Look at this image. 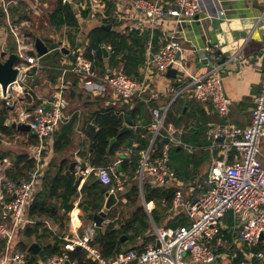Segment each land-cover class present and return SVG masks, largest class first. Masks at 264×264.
<instances>
[{
    "label": "crops",
    "instance_id": "0c3cea01",
    "mask_svg": "<svg viewBox=\"0 0 264 264\" xmlns=\"http://www.w3.org/2000/svg\"><path fill=\"white\" fill-rule=\"evenodd\" d=\"M7 1H9V3L6 9L9 8L11 19L8 15V11H6L4 17H1L0 48L4 50L0 51V54L1 52H6L8 54L9 52L15 51L14 48L10 47L14 43L16 44L15 38L10 32V25L18 26L20 31L22 27H25L24 29L29 31L28 34L34 36L32 38L31 35H26L34 44L33 53L39 56V63L41 62L46 65L47 68L44 70H48L50 74L49 76L43 75L42 66L39 70L35 68L30 69V91L16 101L21 102V109L20 112L10 120L8 119L9 116H11L9 112L16 106V103L13 107L6 108L0 98V110L4 109L7 111L5 125L11 128L8 133L0 131V135L12 136L14 134H22L31 139V142L28 143L31 153L26 155H28L29 158L35 159V166L31 170L25 171L26 176L22 177V175L20 177L26 178L29 172L37 170L38 182L34 187L33 197L41 185V179L46 175L45 172L48 171L53 174L61 165L66 168V174L71 173L74 175V186L77 190L76 195L71 199L72 208L67 213L68 219L63 222L62 227H58V224L54 223L46 216H41L39 218L28 216L27 211L29 206L26 208L25 217L28 221L15 230L10 248L20 250L26 257L28 255L27 252H29V254L35 257V260L39 264H46L47 259L53 255H46L45 253L47 246L54 242V236L51 235L50 231H53L60 239L66 242L68 238L76 235H83L86 228L93 223L88 217L89 213L106 212L107 215L104 217L99 231H102L105 225L112 220L108 219V214L110 212L115 213L114 219L122 220L129 217L134 207L126 205L128 200L124 197V194L128 191L127 187L130 184L137 186L139 189L140 199L137 201L138 204L143 205L148 213L155 207L153 201H144L142 188L145 183L153 186L160 185H156L147 174H142V176H140L138 171L141 160L140 151L150 145L151 136L149 137L147 146L138 151V165L132 178H130L126 171H121V167L119 166L122 160L129 158L134 150L133 148H136L138 145L136 141V128L147 124L148 121L152 122L150 108H158L161 112H164V109L167 107L164 113V126L174 129L177 138L183 143L191 145L207 144V129L211 123H229L239 126H246L250 123L255 97L259 92L264 78V17L261 18V14L264 10V0H202L200 11L195 18L181 23L164 20L155 25H151L148 21L144 20L142 15L133 9V0H94L97 7L96 11L93 13L82 9L79 10L76 6L71 4L72 10L79 23L74 45L68 40L67 36L69 30L66 27L54 31L49 26L47 12L52 9L55 0ZM35 2L38 3L41 8L48 7V9L44 13H40L41 9L34 8ZM83 12H87L86 16L82 15ZM21 15L26 16V18L20 19L19 21L18 18ZM39 16H41L40 19L38 18ZM15 20L19 22H15ZM103 26H109V28L107 29ZM94 28H104L119 33L136 30L140 36L144 37L142 41L144 42L145 59L139 67L138 74L136 76H129L138 80L146 79L149 85L143 95L149 99V103L144 106L142 114L132 120L135 135L131 145L128 144L130 135L126 132L129 135L127 144L128 146H132V148L116 151L113 156L114 163L106 166L109 168L111 176H120L124 179L125 190L116 196L117 203L109 209H105L106 196L101 192V200L96 201L97 204H100V207L95 210L85 211L80 207L79 203L85 200L87 196H92L94 190L88 187H85V190H83V185H88V182L94 185H102L100 181L99 183H95V180L98 179L95 171H92L93 174L91 176L90 172L86 173L84 171L88 167H94L88 161L91 141L87 135L86 126L92 123L93 115L97 110L110 107L119 110L123 106L132 108L136 100L139 101L141 99L133 97L129 100H122L118 98L111 89H108L103 94L90 92L85 88L82 79L76 77L71 72H67L64 76L65 106L63 109V117L58 128L51 137L40 142L38 137L31 130L29 132L17 130L11 127V123H27L22 120L24 115L31 113L35 105L47 104V102L52 99L59 84L61 69L64 67L67 68L71 61V57L68 54L69 49L80 48L85 55L86 49L90 45V41H88L86 35ZM170 32H174L180 43L179 56L182 58L184 66L183 70L177 69L175 78L166 77V71H153L148 63L153 53L164 45L166 36ZM36 38H40L48 47V51L43 55H39L35 49ZM49 43H56L57 46L50 49L48 46ZM213 45H217L215 55L219 57L217 63H219L220 66L223 89L231 100L230 111L225 116H219L210 101H199L192 98L187 89L178 93L179 88L185 86L189 82L191 76H199L212 70V66L204 62L200 54L204 53L205 55L206 47ZM107 46L110 47V45L106 43L101 45L107 52L106 56L103 52L102 61L97 60V57L94 56L95 50L91 49L93 59H89L92 60L93 71L96 76L101 77L106 74L117 72L124 73L122 71V63L118 66H112L108 61L111 47L108 49ZM56 51H58L57 54H55ZM123 54H125V57L124 60H121L120 58ZM123 54L119 56V60L122 62L125 61L127 56L126 52ZM5 58L6 56H0V60H4ZM221 59H223V62ZM96 62L103 64V67H100ZM103 69L106 70L105 73L102 72ZM126 124L127 119L124 125ZM147 129L151 130V125L148 126ZM160 133L161 135L163 134L162 131ZM31 134L33 137L30 136ZM161 135L159 139H162ZM174 147L175 149L172 151L171 155H169V165L176 173L177 183L182 187L183 200L189 202L199 197L206 188L205 177L203 184L200 185L201 183L195 180L197 170L195 171L192 169L194 162L200 158H196V156L193 155L194 153H188L185 150L191 161L190 164L187 165L183 160H180V158L183 159L180 152L184 151V149L180 145L173 146L172 148ZM152 148V156L155 157L157 154L155 150H158L156 142L153 143ZM38 149H40L39 153ZM174 152L178 153V155L177 157L173 156L175 160H172L171 157ZM204 152L206 154H203L205 155L203 158H206L208 170L210 154L207 150H204ZM7 158V153H0V167L3 164L2 162H6V165H8L4 168V173L0 172L2 175L0 184V195L2 200H9L12 197L8 182L19 180L18 178H9L8 175H6L8 170L13 166V160L10 158L8 160ZM258 158L264 162V129L259 140ZM3 159L6 160L4 161ZM73 162H75L74 169L70 170V165ZM176 163L179 167L181 166V170L176 167ZM203 164L205 163L201 161L199 167ZM18 165L22 166V163ZM83 165L85 166L84 169H82ZM117 166H119V169ZM176 185L175 182H171L169 185L163 187L174 188ZM102 187L104 186L102 185ZM99 189L97 190L100 192ZM179 209H168L164 213L165 216L158 226L151 221L156 235L159 230L173 228L167 226L171 218L180 213L186 215L183 207ZM35 219L41 222V225L37 227L41 237H36L35 234L29 235L26 231L27 228L35 229ZM95 234L96 232L94 235ZM121 234L123 233L121 232ZM118 235L120 236L119 233ZM144 236L145 234H141L136 237L135 240L131 241L128 240L127 236L124 242L118 241L128 250L141 245ZM157 239L158 235L155 242L151 244H156ZM34 242H40L45 259H42L38 254L28 249ZM147 244H149V242ZM5 246L6 240L0 235V264L4 261L8 253ZM94 246L97 248L96 245ZM211 246L217 254V258L210 264H235L243 259H249L250 248L238 240L234 230V218L231 212L225 213L221 219L219 236L211 242ZM84 252L86 257L92 260L85 250ZM62 255H65V260H69L71 264H74V262L78 264L77 260H70L66 253ZM252 261L255 264H260V262L255 259ZM92 262L99 264L95 260H92ZM129 264L136 263L132 262Z\"/></svg>",
    "mask_w": 264,
    "mask_h": 264
},
{
    "label": "built area",
    "instance_id": "2783aa9c",
    "mask_svg": "<svg viewBox=\"0 0 264 264\" xmlns=\"http://www.w3.org/2000/svg\"><path fill=\"white\" fill-rule=\"evenodd\" d=\"M202 0H133L132 7L143 19L151 25L160 21L170 20L181 23L195 18L201 7ZM62 3L73 4L79 10L96 11L94 0H61ZM9 3L0 0L4 11ZM264 17V10L261 18ZM10 32L15 38L14 53L18 60L16 78L3 89L0 84V98L6 108H11L23 95L28 94L31 68L39 70V56L33 53L34 44L20 31L18 26L10 25ZM108 49L110 47L107 46ZM217 45L207 46L204 59H213L212 70L208 73L191 76L189 82L179 88V92L187 89L192 98L199 101H210L219 116H225L230 111L231 100L226 95L222 85V75L215 55ZM4 49L0 48V51ZM180 43L170 32L164 45L153 53L149 67L156 72H165L169 67L184 69L179 56ZM71 61L69 66L61 69L59 84L55 94L47 104L35 105L32 112L23 116L30 130L42 142L52 136L63 117L65 106L64 76L71 72L84 81L87 90L103 94L111 89L118 98L129 100L137 97L146 105L149 99L143 95L148 88L146 79L138 80L122 72L106 74L96 79L92 60L84 55L80 48L68 51ZM164 112L158 108H150L152 117L150 145L141 150L139 175L146 173L151 180L160 186H174L171 203L173 210L183 207L188 223L175 228L159 230V244H146L141 250L128 249L120 251L111 258H104L99 250L91 244L94 237V222L83 235L68 238L64 249L72 251L76 247L83 248L89 258L99 264H210L217 258L211 246L221 230V219L231 212L234 218V230L238 240L250 248L249 259H243L235 264H255V259L264 263V162L258 158L259 140L264 129V78L258 94L255 97L251 111L250 123L246 126L235 124L211 123L207 129V144L191 145L183 143L175 130L164 126ZM164 133L161 135V131ZM161 135L163 142L152 156V145ZM221 138V139H220ZM180 145L188 153L207 150L210 154L209 168L205 174L206 188L201 195L192 201L183 200V190L177 183V176L169 165V153L173 146ZM40 149H38L39 153ZM4 161L6 159H3ZM86 173L95 171L100 183L108 193L116 196L125 190L124 179L111 176L106 166L88 167ZM2 175L0 173V184ZM38 182V172H29L26 178L8 182L12 197L2 200L0 195V235L6 240L7 255L2 263L27 264L26 256L18 249H11L10 243L15 230L28 220L25 210L33 199V191ZM180 210V209H179ZM65 255L53 254L46 264H62ZM1 263V264H2ZM75 264V262H74Z\"/></svg>",
    "mask_w": 264,
    "mask_h": 264
},
{
    "label": "trees",
    "instance_id": "16d2710c",
    "mask_svg": "<svg viewBox=\"0 0 264 264\" xmlns=\"http://www.w3.org/2000/svg\"><path fill=\"white\" fill-rule=\"evenodd\" d=\"M71 6V4L62 3L61 0H55L52 9L47 12V20L50 28L54 31H57L62 27H66L69 30L67 36L68 40L72 45H74L79 23ZM6 10L8 11V15L11 19L9 8ZM86 13L87 12H83L82 15L86 16ZM5 14L6 12L0 4V25H2L1 17H4ZM24 18H26V16L21 15L18 20L20 21V19ZM18 20H15V22H19ZM86 36L88 41H90V45L87 47L85 52V56L87 58L93 59L91 49H94V56L97 57L98 61H102L103 51L101 45L106 43L111 47L108 61L112 66H118L122 63V71L126 75L136 76L138 74L139 67L145 59V50L144 42L142 41L144 37L140 36L136 30L119 33L106 30L104 28H94L88 32ZM31 37L33 38L34 36L31 35ZM48 46L52 49L57 45L56 43H49ZM10 47L15 49L16 44L14 43ZM124 52H126L127 56L125 61L122 62L119 60V56ZM57 53L58 51L55 52V54ZM96 64L103 67V64H100L99 62H96ZM102 72L105 73L106 70L103 69ZM145 105L146 104L142 100H136L132 108L123 106L121 109L116 110L110 107L97 110L94 113L92 123L86 126V132L91 141L88 161L92 166L97 167L112 165L114 163L113 156L116 151L125 148H132V146H128L127 144V139L129 137L128 133L119 135L116 142L113 143L111 147L108 145L110 139L116 137L120 128L123 127L126 122L127 115H130L132 120L136 119L138 115L142 114V110ZM6 118L7 111L4 109L0 110V131L3 133H8L11 129L5 125ZM151 123L152 122L148 121L147 124L136 128V141L138 142V145L136 148H133L134 150L129 158L122 160L119 164L121 171H126L130 178L133 177L134 171L138 165V151L141 148L146 147L149 142L151 130L147 129V127L150 126ZM162 133H164L163 130ZM30 136L33 137L32 134ZM155 142L156 147L159 148L163 140L157 138ZM174 149L175 147L171 148L169 155H171ZM156 151L157 150H155V152ZM198 152L206 154L204 150H200L195 152L193 155ZM177 155L178 153L174 152L171 159L173 160V156L177 157ZM203 159L204 158L202 157L199 160H196L192 169L196 171ZM12 160L13 166L6 174L9 178L20 179V176H26L25 171L31 170L35 166V159L29 158L26 154H17L12 158ZM180 160H183L187 165L191 162L189 159L184 158H180ZM20 163H22V166L18 165ZM84 167L85 166L83 165L82 169H84ZM176 167L181 170V166L179 167L177 163ZM65 170L66 168L61 165L53 174L48 171L45 172L46 175L41 179V185L39 189H37L32 201L29 204L27 211L28 216H33L35 218L46 216L48 219H51L54 223L58 224V227L63 226V222L68 219L67 213L72 208L71 199L77 193L76 187L74 186V175L71 173L66 174ZM92 174L93 173L91 171L90 176ZM85 187L93 189L94 194L92 196H87L85 200L81 201L79 203L80 207H82L85 211L98 209L100 204H97L96 201L101 200L102 198V185H94L88 182V185L84 184L82 189L85 190ZM97 189H99L100 192ZM127 190L126 194H124V197L128 200L126 205L134 207L129 217L122 220L114 219L115 213L110 212L108 214V219L112 220L105 225L102 231H99L94 235L92 244L97 246L104 258H111L118 252L127 250L123 247V244L118 241V227L122 229L123 234L128 236L129 241L135 240L136 237L141 234H145L141 245L131 249L141 250L148 242L154 243L157 235L151 221L158 226L165 216L164 213L171 208L174 193V188L172 187L153 186L147 183L143 185L142 194L144 201H153L155 203V207L149 213L143 205L137 203L138 199H140L138 187L130 184L127 187ZM187 223L188 221L186 215L180 213L171 218L169 225L167 226L175 228L180 225H186ZM40 225L41 222L35 219V229L27 228L26 231L29 235L35 234L36 237H41L37 230V227ZM50 233L54 236V242L47 246L45 250L46 255L66 253L70 260H77L78 264H95L92 260L86 257L83 249L74 248L73 251H67L64 249L65 240L60 239L53 231H50ZM27 254V264H39L33 255L29 254V252H27Z\"/></svg>",
    "mask_w": 264,
    "mask_h": 264
},
{
    "label": "water",
    "instance_id": "95a60500",
    "mask_svg": "<svg viewBox=\"0 0 264 264\" xmlns=\"http://www.w3.org/2000/svg\"><path fill=\"white\" fill-rule=\"evenodd\" d=\"M103 27H106L107 29L109 28V26H103ZM35 49L39 55H43L44 53H46L48 51V47L43 43V41L40 38L35 39ZM102 51L104 52V55L106 56L107 55L106 49L102 48ZM200 55L202 58L204 57V53H202ZM0 56H6V58L4 60H0V84L2 85V88L5 89L7 84L16 78L17 69L14 67V64L18 60V57L14 52H9L8 54L6 52H1ZM124 57H125V54H123L120 59L124 60ZM203 60H204V62H206L209 65L213 64V62H214L212 58L209 61H206L204 58H203ZM221 61L223 62V59H221ZM176 74H177V69L175 67H169L165 72V75L168 78H175ZM126 119H127V124L124 125L122 128H120L117 136H119L120 134L128 132L130 135L128 144L131 145L132 140H133L134 135H135V132H134L133 125H132L131 116L128 115L126 117ZM11 127L16 128L17 130H25L28 132L30 131L29 124L25 123V122H20L18 124L15 122H12ZM117 136L110 139L109 147H111L112 144L116 141ZM74 165H75V162L71 163L70 170L74 169ZM117 167L119 169V166H117ZM95 183H99V180L96 179ZM102 192L106 196L105 209H109L111 206H113L114 204L117 203V198H116L115 194L106 192L105 187H102ZM106 215L107 214L105 211H100L98 213L92 212V213L88 214V217L95 224V232L96 233L100 230L101 223H102V221ZM117 232L120 234L118 240L120 242H124L126 240L127 236L124 234H121V232H122L121 228H117ZM260 238L263 239L264 235H261ZM158 244H159V242L157 239L156 245H158ZM28 249L30 251L38 254L40 257H42V259H45L44 251L41 249L40 242L32 243ZM63 264H71V263L69 260H65Z\"/></svg>",
    "mask_w": 264,
    "mask_h": 264
},
{
    "label": "rangeland",
    "instance_id": "374dc122",
    "mask_svg": "<svg viewBox=\"0 0 264 264\" xmlns=\"http://www.w3.org/2000/svg\"><path fill=\"white\" fill-rule=\"evenodd\" d=\"M34 8H38V9H41L40 13H44L47 9V8H41L40 5L38 3H34ZM39 19L41 18V16L38 17ZM25 27H22L21 28V31L27 35L28 34V30H25L24 29ZM41 63V62H40ZM43 63H41V66H42V74L45 75V76H49L50 72H48V70H44L47 68L46 65H42ZM49 66V65H48ZM51 67V66H50ZM53 68V67H52ZM41 70V71H42ZM97 78H100V76H97ZM21 107V102L18 101L16 102V106L10 110L9 112V120L11 118H14L19 112H20V108ZM31 142V139L27 136H24L22 134H14L12 136H2L0 135V153H7L8 154V160L9 158L12 159L14 157V155L20 153V154H29L31 153L30 151V147L28 146V143ZM36 153V152H34ZM180 155L182 158L184 159H189V155L187 154V152L184 150V151H181L180 152ZM193 156V155H192ZM194 156H196V158H202V157H205L203 156V153L201 152H198L197 154H195ZM3 164L1 165L0 167V172L4 173V168L8 165H6V162H2ZM171 163L173 164V161L171 160ZM202 163H205L203 164L202 166L198 167L197 168V171H196V176H195V180L196 182H200L202 185L203 184V180H204V177H205V172L207 170V162H206V158L202 161ZM3 168V169H2ZM144 175H146V173H144Z\"/></svg>",
    "mask_w": 264,
    "mask_h": 264
}]
</instances>
